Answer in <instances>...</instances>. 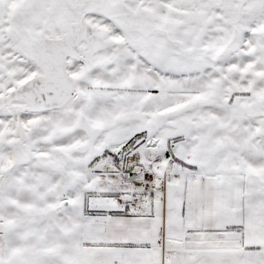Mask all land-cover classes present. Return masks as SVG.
I'll use <instances>...</instances> for the list:
<instances>
[{
  "label": "snow or ice",
  "instance_id": "snow-or-ice-1",
  "mask_svg": "<svg viewBox=\"0 0 264 264\" xmlns=\"http://www.w3.org/2000/svg\"><path fill=\"white\" fill-rule=\"evenodd\" d=\"M0 264H264V0H0Z\"/></svg>",
  "mask_w": 264,
  "mask_h": 264
}]
</instances>
